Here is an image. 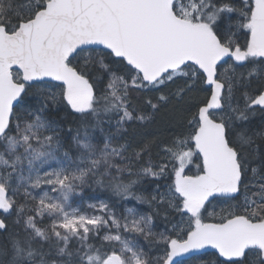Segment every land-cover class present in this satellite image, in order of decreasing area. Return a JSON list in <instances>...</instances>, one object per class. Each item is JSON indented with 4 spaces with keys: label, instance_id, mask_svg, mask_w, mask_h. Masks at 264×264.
Instances as JSON below:
<instances>
[{
    "label": "snow or ice",
    "instance_id": "1",
    "mask_svg": "<svg viewBox=\"0 0 264 264\" xmlns=\"http://www.w3.org/2000/svg\"><path fill=\"white\" fill-rule=\"evenodd\" d=\"M257 139L264 0H0V264H264Z\"/></svg>",
    "mask_w": 264,
    "mask_h": 264
},
{
    "label": "trees",
    "instance_id": "2",
    "mask_svg": "<svg viewBox=\"0 0 264 264\" xmlns=\"http://www.w3.org/2000/svg\"><path fill=\"white\" fill-rule=\"evenodd\" d=\"M170 111H172L171 105L168 106V108H166V109L162 108L161 111L159 113H157L155 121L152 124V128L154 130H158L159 131L162 139L166 138L168 136L167 128H168L169 116H168L167 113L170 112ZM177 119H179L178 115H177ZM259 124H260V118H259V116H257L254 119V121L250 125H248L247 127L251 131L253 129H256V127ZM131 127H133V126H131ZM131 127H129V136L130 137H134L135 136V127L134 128H131ZM257 144L259 145L260 152L264 153V140L257 139ZM155 153H156V149L154 148L153 149V156L156 159ZM194 170L195 169L193 168V171ZM160 183H163V181H160ZM154 184H155V181L146 180L144 182V184H143V187L148 189V190H151V188L154 187ZM250 191H255V188L250 189ZM133 203H135V202H133ZM140 207H141V210L148 211V208H147L146 205H143V206H140ZM9 224H10V227H14V225H12L11 217L9 218ZM156 224L158 226V229L162 228L164 226V221L162 219H160V218H157L156 219ZM90 242L95 243L97 245L99 244V240H93V241H90ZM201 259L203 261H207L208 264H211V262L215 260V252L208 251V252H206V254Z\"/></svg>",
    "mask_w": 264,
    "mask_h": 264
},
{
    "label": "rangeland",
    "instance_id": "3",
    "mask_svg": "<svg viewBox=\"0 0 264 264\" xmlns=\"http://www.w3.org/2000/svg\"><path fill=\"white\" fill-rule=\"evenodd\" d=\"M134 127L135 126H133L131 128H134ZM153 159H155L154 156H153ZM37 191H39V190H37ZM89 195H94V193H92L90 190L86 189L85 190V199L83 200V203L84 204H87V203L91 202V201H88L87 200V196H89ZM81 203H82V201L79 200L78 198L75 200V205H80ZM13 220H15V217L14 216L11 217V221H13ZM45 222L47 223L48 221L46 220ZM101 235H103V233H101Z\"/></svg>",
    "mask_w": 264,
    "mask_h": 264
},
{
    "label": "water",
    "instance_id": "4",
    "mask_svg": "<svg viewBox=\"0 0 264 264\" xmlns=\"http://www.w3.org/2000/svg\"><path fill=\"white\" fill-rule=\"evenodd\" d=\"M205 251H206V252H207V251H214V252H215V250H213V249H207V250H205Z\"/></svg>",
    "mask_w": 264,
    "mask_h": 264
}]
</instances>
